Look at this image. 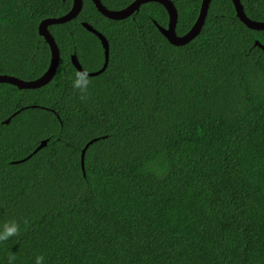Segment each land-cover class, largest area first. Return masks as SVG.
<instances>
[{
	"label": "trees",
	"instance_id": "1",
	"mask_svg": "<svg viewBox=\"0 0 264 264\" xmlns=\"http://www.w3.org/2000/svg\"><path fill=\"white\" fill-rule=\"evenodd\" d=\"M83 1L49 26L60 48L49 83L0 82V226L21 224L0 242V264L12 253L14 264L39 254L44 264H264V30L232 0H212L200 33L174 45L157 25L169 23L160 2L111 19ZM172 1L183 35L203 0ZM241 1L264 21V0ZM72 6L0 0V74L42 76L52 52L39 24ZM83 22L110 46L87 101L72 87V55L91 72L105 51Z\"/></svg>",
	"mask_w": 264,
	"mask_h": 264
},
{
	"label": "water",
	"instance_id": "2",
	"mask_svg": "<svg viewBox=\"0 0 264 264\" xmlns=\"http://www.w3.org/2000/svg\"><path fill=\"white\" fill-rule=\"evenodd\" d=\"M92 1L95 3L96 7L98 8V10L103 15H105L111 19L127 18L130 15H132L135 11H138L140 9L141 5L146 3V2H149V1L160 2L161 4H163L165 6V8L168 11L169 23H168V26H166V27L159 25L157 23L159 30L168 39V41L170 43H172L174 45H185L188 42H190L191 40H193L200 33V31H201V29L205 23V19H206L207 13H208V9H209V6H210V3L212 0H203L202 1L199 16H198L196 22L191 27V29L183 35H178L177 31H176V27H177V23H178V9L172 0H134L132 3H130L125 8L119 9V10H114V9L108 8L101 0H92ZM232 1L235 5L237 16L241 19V21H243L251 29L264 30V21H259V20L251 19L250 17H248V15L246 14V12L244 10V6H243V3L241 0H232ZM83 4H84L83 0H73V6L70 9V11H68L64 15H61L58 17H47L40 22L39 33L48 42V44L50 45V48H51V52H52V57H51V62H50L49 68L47 69V71L42 76H40L36 79H32V80H24V79H21L19 77L14 76V75L0 74V82L11 83V84L16 85L19 88H22V89L23 88L24 89L38 88V87H41V86L49 83L53 79V77L55 76L57 69L59 67V64H60V48L56 42L54 35L50 31L49 26L51 24L64 23V22L70 21L73 18L77 17L83 8ZM83 25L88 30L95 33L99 37V39L102 42L104 51H105V62L103 64L102 68H100L97 71L89 72L90 73L89 75H97L100 72H103L108 65L109 47H110L109 41L102 32L97 30L95 27H93L89 23L83 22ZM255 45L261 47L264 50V44H262L259 40H256ZM72 62L78 70H83L82 64L80 63L76 53H74L72 55ZM9 120H10V118L7 119L6 122H9ZM91 142H93V140L90 141V143ZM46 143H47L46 140L42 141V143L37 147L36 151L38 149L42 148L43 146H45ZM90 143H88L82 151V167H84L85 151H86V149Z\"/></svg>",
	"mask_w": 264,
	"mask_h": 264
},
{
	"label": "clouds",
	"instance_id": "3",
	"mask_svg": "<svg viewBox=\"0 0 264 264\" xmlns=\"http://www.w3.org/2000/svg\"><path fill=\"white\" fill-rule=\"evenodd\" d=\"M89 71L86 68L83 70H76L74 77L72 79V87L75 91L79 93V98L82 101H87L90 97L89 87L91 85V77ZM23 225L25 230L30 225V220L25 217L23 219ZM21 224L16 219H11L5 221L2 226H0V242L7 241L11 237L17 236L20 234ZM17 256L15 253H12L8 256V264H14ZM45 256L39 254L35 257V264H44Z\"/></svg>",
	"mask_w": 264,
	"mask_h": 264
}]
</instances>
